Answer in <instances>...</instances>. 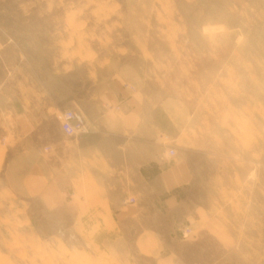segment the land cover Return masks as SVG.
Returning a JSON list of instances; mask_svg holds the SVG:
<instances>
[{
  "label": "rangeland",
  "instance_id": "rangeland-1",
  "mask_svg": "<svg viewBox=\"0 0 264 264\" xmlns=\"http://www.w3.org/2000/svg\"><path fill=\"white\" fill-rule=\"evenodd\" d=\"M114 82L175 133L167 155L191 173L179 204L119 230L105 216L85 225L76 202L47 206L0 168V264H156L135 245L142 229L159 231L176 264H264V0H0L9 155L23 146L28 159L19 115L57 101L84 114Z\"/></svg>",
  "mask_w": 264,
  "mask_h": 264
},
{
  "label": "crops",
  "instance_id": "crops-1",
  "mask_svg": "<svg viewBox=\"0 0 264 264\" xmlns=\"http://www.w3.org/2000/svg\"><path fill=\"white\" fill-rule=\"evenodd\" d=\"M59 103L69 102H50L45 111L34 114L30 108L28 114L17 117L18 137L29 139L24 162L23 146L16 157V152L8 154L13 145H0V168L15 169L20 190L47 206L76 202L77 214L84 215L80 220L85 225L87 216H105L117 230L118 225L135 219L147 208L155 214L162 207L173 209L179 204L178 192L188 184L191 173L185 163L167 155L175 133L170 132L159 107L151 106L140 92L117 82L107 84L82 113L89 132L73 137L61 131L60 115L66 107L60 108ZM117 105L118 110L112 109ZM129 197L135 202L123 203ZM135 245L156 264H176L157 230L137 232Z\"/></svg>",
  "mask_w": 264,
  "mask_h": 264
},
{
  "label": "built area",
  "instance_id": "built-area-1",
  "mask_svg": "<svg viewBox=\"0 0 264 264\" xmlns=\"http://www.w3.org/2000/svg\"><path fill=\"white\" fill-rule=\"evenodd\" d=\"M60 128L64 134L73 137H80L89 132V127L85 122L83 115L73 109H65L60 115ZM168 154H175L173 149L168 150ZM134 198L130 197L128 202H133ZM127 202V201H124Z\"/></svg>",
  "mask_w": 264,
  "mask_h": 264
}]
</instances>
